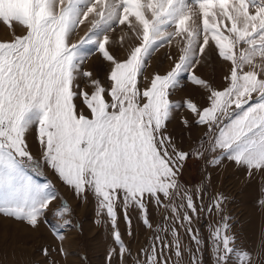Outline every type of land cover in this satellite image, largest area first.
<instances>
[{"label": "snow or ice", "instance_id": "obj_1", "mask_svg": "<svg viewBox=\"0 0 264 264\" xmlns=\"http://www.w3.org/2000/svg\"><path fill=\"white\" fill-rule=\"evenodd\" d=\"M0 24L11 32L0 42V215L40 226L57 199L50 182L30 174L43 165L82 203L95 201L106 264L129 257L131 264H204L196 224L213 213L212 264H229L233 254L252 264L235 248L224 197L209 196L208 187L210 172L225 164L264 176V0H0ZM118 29L121 47L132 41L124 58L111 51ZM173 42L178 55L168 56L169 69L142 88L152 56ZM93 56L106 65L103 80L83 68ZM208 58L225 67L219 87L195 74ZM185 78L204 91L205 104L170 99ZM177 110L191 117L182 120L186 129L203 130L188 151L168 132ZM33 130L39 161L28 144ZM190 159L205 173L191 187L181 180ZM258 203L264 208V186ZM130 212L149 233L136 256L120 229L122 214L133 238ZM67 214L61 201L53 217L62 223L52 229L61 244L58 229L79 230Z\"/></svg>", "mask_w": 264, "mask_h": 264}, {"label": "rangeland", "instance_id": "obj_2", "mask_svg": "<svg viewBox=\"0 0 264 264\" xmlns=\"http://www.w3.org/2000/svg\"><path fill=\"white\" fill-rule=\"evenodd\" d=\"M84 30L86 28L82 25L79 35H83ZM120 35L119 29L110 34L113 41L111 51L117 58H124L132 41L125 39L124 46L121 47ZM10 39L11 32L6 26L0 24V42ZM73 39H78V36ZM169 55L174 57L178 55L175 42L171 46L161 48L152 56L145 69L144 76L147 79H142L140 85L142 88L150 82L153 74H163L169 69L171 64L168 59ZM83 68L93 72L101 80L105 77L106 65L97 56L87 60ZM224 72L225 67L218 58L205 59L195 70L196 75L217 87L223 83ZM170 99L180 103L190 99L198 105H203L206 103V94L203 90L190 84L185 78L181 87L170 96ZM183 119L190 120L191 117L186 110H177L174 113V118L167 124V128L176 142L188 151L199 143L203 130L198 127L186 129L182 123ZM28 144L34 159L39 161L40 150L34 130L28 134ZM202 167V163L190 159L181 176L182 182L190 187L199 184L202 175L205 174L202 172ZM41 171L40 176L34 173L30 174L37 183L50 182L56 190L57 199L46 210V219L35 231L24 223L0 215V264H83L82 257L87 258V264H106L108 250L106 228L103 225V218L96 216V204L93 198L89 196L87 202L82 203L71 190L62 185L52 170L42 165ZM210 177L209 196L220 194L224 197L223 214L230 217V231L235 238V248L246 251L252 264H264V208H261L258 203L260 189L264 186V176L254 175L249 178L246 172L230 164H225L223 167H217L211 171ZM61 201L67 204L70 209V214L64 218L70 220L73 225H79L78 231L75 228L58 229L60 234L65 237L62 244L52 234L53 226L62 223L61 220L53 217V211L57 209ZM129 215L132 219L133 238L129 240L127 237L122 214L120 229L132 256H136L137 249L145 244L149 233L143 229L134 212H130ZM152 218L155 221L160 216L153 211ZM97 219L102 220L100 225L96 223ZM218 219L219 217L215 216L214 213L202 215L196 224L205 238L204 264H212L210 247L207 246L208 226ZM61 247L64 249L65 255L60 254L59 249ZM45 248L49 251L48 256L43 255ZM131 260L132 258L129 257V264H131ZM229 264H238L235 254L230 257Z\"/></svg>", "mask_w": 264, "mask_h": 264}, {"label": "trees", "instance_id": "obj_3", "mask_svg": "<svg viewBox=\"0 0 264 264\" xmlns=\"http://www.w3.org/2000/svg\"><path fill=\"white\" fill-rule=\"evenodd\" d=\"M41 173H42V171H40L39 173H34V174H36L37 176H40Z\"/></svg>", "mask_w": 264, "mask_h": 264}]
</instances>
